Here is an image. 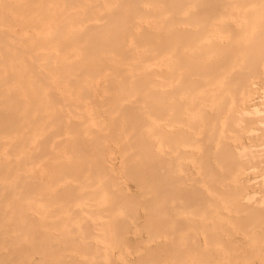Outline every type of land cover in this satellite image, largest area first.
<instances>
[{
  "label": "bare ground",
  "instance_id": "1",
  "mask_svg": "<svg viewBox=\"0 0 264 264\" xmlns=\"http://www.w3.org/2000/svg\"><path fill=\"white\" fill-rule=\"evenodd\" d=\"M263 66L264 0H0V264L241 263L248 233L263 262L260 206L232 243L218 204L264 189L230 185L264 162Z\"/></svg>",
  "mask_w": 264,
  "mask_h": 264
},
{
  "label": "rangeland",
  "instance_id": "2",
  "mask_svg": "<svg viewBox=\"0 0 264 264\" xmlns=\"http://www.w3.org/2000/svg\"><path fill=\"white\" fill-rule=\"evenodd\" d=\"M17 31H18V33H21V31H20L19 28L17 29ZM261 73H262L261 76L263 75V77H261V76L257 77V79H255V83H256V84L254 83V85L259 84V86H260V85L262 84L263 81H260V80H263V79H264V74H263V73H264V66H263V71H261ZM260 77H261V78H260ZM259 78H260V80H259ZM262 78H263V79H262ZM256 81H257L258 83H257ZM259 81H260L261 83H260ZM263 84H264V83H263ZM254 85H253V86H254ZM259 86H258V85H257L256 87L254 86L255 88H258V90H257L256 93H261V91H263V90H262V86H263V85H261L260 88H259ZM259 89H261V90L259 91ZM258 91H259V92H258ZM256 93H255L253 96L250 94V95L252 96V99L255 98V99H257V103H258V101H259L260 103H262V102L260 101L261 99H259V97H258L259 94L256 95ZM250 95H249V96H250ZM255 95H256V96H255ZM251 96H250V97H251ZM253 97H254V98H253ZM254 101H256V100H254ZM260 103L258 104V105L260 106L259 108L264 107V104H261V105H263V106H261ZM262 109H264V108H262ZM251 126L256 127L253 123L251 124ZM245 136H246V135H244V136L242 137V139H240V141H241V140L243 141V138H244ZM231 139H232V140H236V141L233 142ZM238 139H239V138L236 139V137H234V136H233L232 138H230V141H231V143H232L233 146H235L234 144H238V143H239V140H238ZM247 139H248V136L244 138V142H245V140H246V143H251V144H252V143H253L252 140H254V144H259V146H260L261 143H262L261 140H258V138H257L256 141H255V139H248V140H247ZM262 141H263V140H262ZM237 142H238V143H237ZM244 160H245V159H243V163H244ZM247 161H248V160H247ZM252 161L254 162V161H257V160H254V159H253ZM252 161H249V162H252ZM258 161H259V160H258ZM258 161H257V162H258ZM263 161H264V160H263ZM245 162H246V161H245ZM253 162H252V163H253ZM183 163H184V162H183ZM241 163H242V162L240 161V164H241ZM246 163H247V162H246ZM246 163H244V164H246ZM252 163H250V164L252 165ZM263 163H264V162H263ZM263 163H262V165H261V162H260V164H259V165H261V168H263V167H262V166L264 165ZM244 164H241L242 168L245 167V166L243 167ZM183 165H184L183 169H185V168H186V162H185ZM246 165H247V164H246ZM248 165H249V164H248ZM248 165H247V166H248ZM255 165H256V162L253 163V165H252L251 168H249V167L246 166V167L249 169V170L247 169L246 171H244V169H241V168H240V169H236V168H239V166L235 167V170H234L235 172H233V173H234V176H237L236 178H238L239 180L241 179V180H240V182H239V180H237L235 177H233V178H235L237 181L235 180V183H234V181H231V182H232L231 184H230V180H229V179H228L229 182L227 181V178H229L230 175H229V172H228V177H226L227 173L225 174V172L228 171V169H226V170H224L225 172H222V174L224 173V174H223V178L225 179V181H224V179L222 178L223 181H221V182H225V183L228 182L230 185H232V188L234 187L233 189H235V188L237 187V185H238L237 188H239L240 185H243V184L248 183V182L251 183L252 180H253V181L256 180L253 184H255L256 182L259 184L260 178H263V179H264V176H263V175H264V172H263L262 169L260 170L261 172L258 171V170L260 169V167H259V165H257V168H256ZM194 166H195V165H194ZM253 166H254L255 168H254ZM246 167H245V168H246ZM258 167H259V169H258ZM195 168H196V167H195ZM195 168L193 167V169H192V170H189V171H190L191 173H194L195 171L198 170V169L196 170ZM223 168H224V167H223ZM250 169H251L252 171H251ZM253 169H255V174H256V176H255V174H254V175L252 174V172L254 171ZM256 169H258V170H256ZM263 169H264V168H263ZM193 170H194V171H193ZM237 170H240V171L242 170L243 172H242V171H241V172L243 173V175L241 174V172H240V174H239V171H237ZM257 171H258V173H256ZM220 172H221V171H220ZM236 172H237L238 174H237ZM245 172H246V174H244ZM247 172H249L250 177H248L249 174H248ZM183 173H184V174H186V173L188 174V172H187L186 170L183 171ZM253 173H254V172H253ZM257 174H258L259 176H257ZM240 175H241V176H240ZM244 175H245V176H244ZM247 175H248V176H247ZM242 176H243V177H242ZM251 176H252V177H251ZM239 177H240V178H239ZM247 177H248V178H247ZM253 177H254V178H253ZM231 178H232V177H230V179H231ZM242 178H243V179H242ZM244 178H245V180H247V182H245ZM246 178H247V179H246ZM232 180H233V179H232ZM248 180H249V181H248ZM241 181H242L243 183H242ZM244 182H245V183H244ZM262 182H264V180H263V181L261 180V183H262ZM199 183H200V182H199ZM199 183H198V184H199ZM236 183H237V184H236ZM250 183H249V184H250ZM257 183H256V185H258ZM261 183H260V184H261ZM187 184H189V182H187ZM200 184H201V185H199V186H200L201 188H203L202 183H200ZM222 184H223V183H222ZM222 184H221V185H222ZM233 184L236 185V186H233ZM239 184H240V185H239ZM251 184H252V183H251ZM260 184H259V186H260ZM218 185H219V183H218ZM246 185H247V184H246ZM256 185H254V186H256ZM196 186H198L197 183H196ZM250 186H251V185H250ZM263 186H264V184H263ZM263 186H262L261 188H264ZM243 187H244V188L247 187L246 190H245ZM243 187L241 186V188H239V190L241 189L242 193H239V192H241V191H239V190L236 188V192L239 191V192H237V195L240 194L241 197H238L237 195H235V194H236V193H235V190L233 191V190L231 189L232 192H233L232 197L235 195L234 198L231 199L232 201H235V202H233V203H235L234 205H237V204H238L237 200H241L240 202L242 203V199H240V198H242L243 194H246L247 192H248V193H251V192L256 191V192H257V193L255 192V195H256V194H258V191H257L258 189H259V192H261L262 190L264 191V189L257 188V186H256V188H255V187L253 188V186H251V188H250L248 185H247V186H243ZM248 189H250V190H248ZM252 189H255V190L253 191ZM243 190H245L244 193H243ZM238 193H239V194H238ZM261 193H262V192H261ZM261 193H259V195L262 196L264 192H263L262 194H261ZM240 195H239V196H240ZM259 195H257V197H256L257 199L260 198ZM235 197H236V198H235ZM237 197H238L239 199H238ZM212 198H213V199L215 198V199L213 200V201H215V202H218V200H219V199H218L217 197H215L213 194H212ZM216 198H217L218 200H217ZM236 199H237V200H236ZM216 200H217V201H216ZM222 200H223V199H222ZM222 200H220V201L222 202ZM229 200H230V199H229ZM232 201H231V202H232ZM256 201H257V200H255L254 202H256ZM221 202H219L218 204H221V205H223L224 207H226L225 204H227V206H228V204L231 205V203H227V202L225 203L224 200H223V203H221ZM229 202H230V201H229ZM254 202L252 201V203H250V202L248 201V203H249V204H252V206L249 205L250 207H248V208L245 207V208H244V209H246V211L244 210V211H245V215H244L242 212H236V211L234 212L233 210H232L233 212H231L228 208H224L223 206L220 205V208H221L220 213H221L222 216L225 215V218H224V216H223V217H222L221 215L219 216V212H217L216 214H213V216H212L213 218L211 217L212 219L208 220V223H209L208 225H210L211 223H213V226H214V225H215L214 223H216L215 221H217V220L219 221V220L222 219V218H223L222 220H224V219L227 220L228 218L230 219L231 216H232V218L235 216L234 218H237V220L234 219V218H233V219L231 218L232 220L230 219V220H231V221H230V220L228 219V220L232 223V225L234 224L233 227H232V225H231L230 222H229L230 224H227L228 221H225V220H224V221H225V224H226V227H225V226H221V229H222V227H223V230H222V232H224V233H223V236L225 235V236L228 237V236L230 235V231L232 232V228H234V229H236V230H233V231H235V234H234V233L232 234L233 236H236V238H237L238 236H240V238H241V237H244V236H246V235H245V234H246V227H247V224H248L247 221H249L250 219H252L253 222H255L254 219H257L256 217H258L259 214H260V216L263 215V217H264V214H262V213L264 212L263 207H262L259 203H258L259 205H258V204H254ZM236 203H237V204H236ZM256 203H257V202H256ZM230 205H229V206H230ZM232 205H233V204H232ZM232 205H231V206H232ZM234 205H233V206H234ZM244 205L248 206L247 203H245ZM254 205H256V207H259V206H260V208H258V209H260L259 212H258V210H256V209L253 207ZM257 205H258V206H257ZM222 207H223V208H222ZM252 207L254 208V209H252V211H253V213H254L255 215H256L257 212L259 213V214L257 213L258 215H256V217H255V215L252 213V211H251V209H250V208H252ZM222 209H223V210H222ZM225 209H226V210H225ZM248 209H250V210H248ZM227 210H228V212H231V213H228ZM254 210H255V211H254ZM262 210H263V212L261 213ZM218 211H219V210H218ZM247 211H251L252 214H251L249 217H252V218H249V217L247 216V215H248V213H246ZM212 212H213V211H212ZM255 212H256V213H255ZM213 213H215V212H213ZM222 213H225V214H222ZM232 213H233V214H232ZM234 213H235V214H236V213H239L240 216H239L238 214L234 215ZM241 213H242V214H241ZM217 214H218V215H217ZM246 214H247V215H246ZM249 214H250V212H249ZM261 214H262V215H261ZM215 215H216V216H215ZM227 215H229V216H227ZM242 215H243V217H242ZM253 215H254V216H253ZM238 216L241 217V218H244V216H247V217L249 218V220L246 221V219H247L246 217H245L244 219H241V218H239ZM260 216H259V217H260ZM214 217H216L217 220L214 221V219H216V218H214ZM220 217H222V218H220ZM226 217H227V218H226ZM253 217H254V218H253ZM263 217H262V218H263ZM199 218H200V216H199ZM218 218H219V219H218ZM197 219H198V218H197ZM239 219H241V221H242V220H243V221H242V222H239ZM260 219H261V217H260ZM260 219H257V220H260ZM263 219H264V218H263ZM263 219H261V221H262ZM198 220H200V219H198ZM222 220H220V221L223 222ZM233 220H234V221H233ZM244 220L246 221V222H245L246 224L244 223ZM209 221H210L211 223H210ZM213 221H214V222H213ZM218 221H217V222H218ZM220 221H219V222H220ZM236 221H238L239 223H242V224H238V222H236ZM263 221H264V220H263ZM233 222H234V223H233ZM256 222L258 223V221H256ZM235 223L237 224V226L240 225L239 228L235 225ZM250 223L252 224L251 220L249 221L248 226L250 225ZM257 223H255V224L258 225L260 222H259L258 224H257ZM263 223H264V222H263ZM263 223H261V224H263ZM221 224H222V223H221ZM225 224H224V225H225ZM253 224H254V223H253ZM261 224H259V225H261ZM229 225H231L230 227H232V228H230ZM241 225H242V227H241ZM243 225H244V226H243ZM245 225H246V226H245ZM210 226H211V225H210ZM213 226H211V228L213 229V232H214V229H216V227L213 228ZM215 226H216V225H215ZM227 226H228L229 229H230V231L228 230V232H227V229H224V228H228ZM262 226L264 227V225H262ZM262 226H260V228L263 229ZM244 227H245V228H244ZM255 227H256V228H255ZM255 227H254V225L249 226V229H250V228L252 229V230L250 229L251 231H249V229H248V227H247L248 232H252V233L254 232V233H255V229H256V232H257V230H258L259 227H257V226H255ZM241 228H242L243 230L245 229V230H244V233H245V234H243ZM254 228H255V229H254ZM260 228H259V232L261 231ZM191 230H192V229H191ZM196 230H197L196 233H199V234H196V235H197V236L200 235L199 238H201V239H199V238H198V239H199V241H201L200 244H202V246H204V247H203L204 249H205V247H207V248H211V253L213 254L214 251H215V253L217 254V252L219 251V248H220L221 252L219 251L218 253H219V254L222 253V249H221V248H222V247L224 248L225 243H224V244H223V243H219V244L215 243V244H217V245L214 244V247H213V245L211 246V244L208 243V240H206V239H207V236H204V234H201L202 230H201V229H196ZM198 231H199V232H198ZM200 231H201V232H200ZM225 231H226V232H225ZM236 231H238V232H237V233L239 234L238 236L236 235ZM262 231H263V230H262ZM262 231H261V232H262ZM248 232H247V233H248ZM261 232H260L261 235L259 234L260 236L258 235V233H257V234L255 233L257 237L254 236V238H256V239L261 238V242H260V244H262V242H263L262 239H264V238H262L263 235H264V232H263V235H262ZM202 233H203V232H202ZM227 233H229V234H227ZM241 233H242L244 236H241ZM255 234H254V235H255ZM191 235H192V234H191ZM202 235L205 237V239H204V237H202ZM232 235H230V236L232 237V239H231V237L229 236V237H228V240L231 241V242L233 243V242L236 240V238H234ZM250 235H252V234H251V233H250V234L248 233L249 238L252 237V238H251L252 241H251V240H250V241L253 242V241H254V239H253V235H252V236H250ZM223 236H222V237H223ZM225 236H224V239L226 240L227 237H225ZM258 237H259V238H258ZM229 238H230L231 240H230ZM245 238H246V237H244V239H245ZM249 238L247 237L246 240L243 239V242H244V243L241 242V241H242V238H241V240L237 238L239 242L236 240V241L238 242V243H237V242H236V243H237L238 246H239L240 243H242V246L240 247V256H241V257H242V255H243V254H241V251H243V250H241V249H244V250L246 249L247 252H246V251H243V252H245L244 254L247 253V255H249V257H250V253H251V259H254L255 254H257V253H255V252H256L255 249H256V247H259V246H256L254 250H253V248L251 249L250 246L252 247L253 243H252V245H251V243L247 241V239L249 240ZM234 239H235V240H234ZM203 240H204V241H203ZM205 240L207 241V244H209V247H208V245H207L206 243H205L206 245H203L204 242H206ZM228 240H226V241H228ZM232 240H233V241H232ZM245 241H247V242H248V245H250V246L246 245L247 242H245ZM231 242H230V243H231ZM245 243H246V244H245ZM218 245H220L221 247L218 246ZM243 245H244L245 247H244ZM215 246H218V247H217V248H218V249H217L218 251L215 250V248H216ZM246 247H247V248L249 247V250H250V251L252 250V251H251V252L248 251V249H247ZM260 247H261V249H259V251H262V250L264 249V242H263V246L261 245ZM212 248H214V250H212ZM238 248H239V247H238ZM257 249H258V248H257ZM225 250H226V249L224 248L223 252H224ZM212 251H213V252H212ZM254 251H255V252H254ZM257 251H258V250H257ZM259 251H258V252H259ZM225 252H226V251H225ZM230 252H231V251H230ZM243 252H242V253H243ZM248 252H250V253L248 254ZM252 252H254L255 254L252 253ZM263 252H264V250H263ZM263 252H261V253L263 254ZM261 253H260V254H261ZM219 254H218V255H219ZM224 254H225L226 256H228L227 254H230V253L227 252V254H226V253H224ZM252 254H254V256H253ZM258 254H259V253H258ZM258 254H257V255H258ZM262 254H261V255H262ZM218 255H217V256H218ZM221 255L223 256V254H221ZM221 255H219V258H218L219 260L222 258ZM225 255L223 256V258L226 257ZM257 255H256V259H257ZM252 256H253V257H252ZM262 256H263V255H262ZM243 257H244V259L248 258L247 256L245 257V255H244ZM223 258H222V260H220L219 262L223 261V262H222L223 264H224V262L227 263V264H228V263L231 264L230 261H228L229 258H228L227 261H225L227 258H224L225 260H224ZM258 258H259V257H258ZM260 258L263 259L262 257H260ZM239 259H240V258H239ZM239 259L236 260V261H234V262H235V263L238 262L239 264H241V263L243 262V263L245 264V263H247V262L250 261L249 264H250V263H251V264H252V263H253V264H258L259 262H260V264H264V261L262 262V260H261V261H258V260H256V259H255V260H252V261H251V259H249V261L246 259V261H243V260H242V262L240 263L241 260H239ZM191 261H192V260H187V262H190V263H187V264H192ZM194 261H195V260H194ZM194 261H193V264H198V263H199V264H200V263L202 264L201 260H197L196 262H198V263H195ZM257 261H258V262H257ZM166 262H168V261H165V264H168V263H166ZM216 262H217V261H216ZM216 262H212V263L216 264ZM219 262H217V264H219ZM231 262H232V261H231ZM234 262H232V264H233ZM261 262H262V263H261ZM132 263H134V262H131V264H132ZM137 263H139V262H137ZM137 263L135 262L134 264H137ZM185 263H186V262H185ZM222 263H221V264H222ZM243 263H242V264H243ZM125 264H127V262H126ZM129 264H130V263H129ZM139 264H140V263H139ZM163 264H164V262H163ZM169 264H171V262H170ZM247 264H248V263H247Z\"/></svg>",
  "mask_w": 264,
  "mask_h": 264
}]
</instances>
